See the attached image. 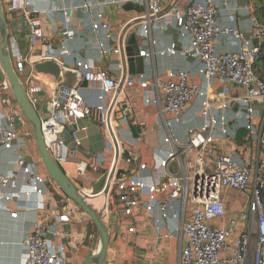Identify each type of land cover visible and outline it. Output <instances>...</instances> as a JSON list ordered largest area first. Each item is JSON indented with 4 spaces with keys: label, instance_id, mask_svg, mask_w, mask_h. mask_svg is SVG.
I'll return each instance as SVG.
<instances>
[{
    "label": "built area",
    "instance_id": "1",
    "mask_svg": "<svg viewBox=\"0 0 264 264\" xmlns=\"http://www.w3.org/2000/svg\"><path fill=\"white\" fill-rule=\"evenodd\" d=\"M132 1L135 0H83L78 4L71 0H56L54 6L47 9L38 8L34 0L9 1L10 10L18 12L28 22L33 41L42 42L45 54L38 59L55 58L66 72L70 70L79 79L76 84L62 80L51 88L35 67L38 59L30 61L20 54L13 58L14 69L31 103L37 108L41 96L47 95V111L41 116L44 139L53 158L62 167L69 162V155L76 154L82 146L80 132L86 127L81 120L89 119L102 125L108 141L115 139L112 125L114 108L108 100L120 89L121 82L110 69L97 70L93 62H85L79 57L71 42L80 36L81 31L71 26V16L78 8L83 9V21L89 22L93 32L104 34L105 41L96 42L101 54L108 56L114 50L112 43L116 39L111 33V25L105 21L107 5ZM147 1L146 18L156 16V21L163 25L173 20L181 36L189 39L190 46L182 53L200 61L207 82L218 80L243 89L242 93L235 94L231 86H226L220 94L211 95L201 85L190 83L192 73L189 70H181L172 78L157 77L154 84L142 74L138 79L125 82L132 86L138 81L149 92L146 102L160 105L163 102L164 112L178 121L183 120L186 111L196 101L200 102V111L205 118L200 129L190 128L188 139L176 141L166 156L159 152L153 155L157 169L166 167L173 159L180 164L179 170L169 180L175 190L161 204L163 217H177L170 212L174 208L173 202L179 197L192 206L190 218L182 224L187 243L181 251V264H264V79L256 71L262 57L264 25L254 18L250 37L258 43L249 45L246 32L237 26L220 23L218 0H189L184 7L168 0ZM44 17L53 20L52 32L60 39L57 48L44 30ZM58 21L62 22L61 25ZM151 25V21L143 25L145 35ZM230 35L238 42L239 49H219L218 39ZM168 50L175 53L176 44ZM141 55L145 56L146 51L142 50ZM80 79L99 84L96 104L88 103L82 95ZM9 86L6 80L3 88ZM151 86L158 91L157 95L151 93ZM215 111L223 114L235 111L239 117L242 116L245 128L258 138L255 160H241L234 151L218 154L213 132L218 128L228 136L230 126L223 121L219 124ZM259 115L261 121L256 124L254 119ZM16 118L12 112L0 111V154L13 155L0 168V209L13 218H17L20 211L32 210L37 214L45 210L44 197L49 193L50 182V176L39 169L36 158L29 153L32 146L37 151L32 127L24 115L19 116V120H23L22 127L17 125ZM69 126L72 127L71 147L63 138ZM102 158H93L90 167L97 170ZM72 179L78 181L89 179V176L77 166ZM139 186L157 190L156 185L145 181H141ZM227 189L247 193L249 202L237 219L216 227L211 221L225 217L224 191ZM121 200L127 207L139 204L138 197L130 192H124ZM52 213L55 223L38 214L33 226L25 233L22 264H67L66 245L57 241L59 232L56 226L68 219L55 210ZM240 223L243 225L241 233L233 243H228Z\"/></svg>",
    "mask_w": 264,
    "mask_h": 264
},
{
    "label": "crops",
    "instance_id": "2",
    "mask_svg": "<svg viewBox=\"0 0 264 264\" xmlns=\"http://www.w3.org/2000/svg\"><path fill=\"white\" fill-rule=\"evenodd\" d=\"M2 1L9 27L12 58L20 54L35 62L45 54L42 42L33 41L30 37L28 22L18 12L10 10V0ZM55 1L34 0V3L40 9H47L54 6ZM71 1L80 4L83 0ZM168 1L183 7L189 2V0ZM248 1L218 0V6L221 9L219 21L223 25H234L242 29L248 36V44L251 45L258 42L250 37L255 16L251 0L250 3ZM147 2V0H135L125 4L110 2L107 5L105 21L111 25V33L116 39L112 43L114 50L108 56L101 54L96 42L97 40L105 41L104 34L93 32L89 22L83 21V9L78 8L71 16V26L81 31L80 36L71 42L79 57L85 62H93L97 70L110 69L116 78H125L120 91L112 94L108 100L114 108L112 125L115 139L108 141L102 125L89 119L81 120V124L86 127L80 132L82 146L76 154L69 155V162L63 166L71 179L77 166L85 171L89 179L78 181L72 179L76 186L85 193L101 179L103 174L109 173L115 166L108 176L106 187L92 199L96 207L103 212V221L110 232L109 246L103 264H181V251L187 243L182 224L190 218L192 206L190 202H185L183 197H179L173 202L174 208L170 212V214H176L177 217H163L161 204L175 190L169 180L179 170L180 164L173 159L166 167L157 169L153 155L159 152L166 156L174 148L176 141L185 142L188 139L190 128L200 129L205 124L199 101L194 102L186 111L183 120L178 121L164 112L163 102L162 105L147 103L146 98L149 92L148 90L146 92L138 81L132 86L125 83L129 79H138L141 75L126 73L127 66L123 61V48L130 45L131 36L136 33L141 51H146L145 72L142 75L151 84H154L157 77L172 78L181 70H189L192 73L190 83L201 85L211 95L220 94L226 86H231L235 94L243 92L240 87L223 84L218 80L207 82L200 61L182 53V50L189 48V39L181 36L173 20L163 25L156 21V16L146 18ZM149 21L152 24L151 29L145 35L143 25ZM58 22L61 25L62 22ZM43 25L47 36L51 38V43L55 48L59 47L60 39L52 32L53 20L44 17ZM127 25L130 26L127 31H124ZM172 44H176L175 53L168 50ZM217 46L221 50L239 49L238 42L231 35L218 39ZM67 72L65 81L68 84L78 83V76L70 70ZM6 80L8 81L0 63V111L14 113L17 117V125L22 127L23 120H19V116L24 114L11 87L3 88ZM79 86L87 102L92 105L96 104L99 84L80 79ZM149 89L152 94L157 95L158 91L153 86ZM46 108L47 95L43 94L37 106L41 116L46 114ZM260 109L258 107V112ZM216 113L219 117V124L223 121L230 126L228 136L222 134L218 128L213 132V143L218 154L234 151L241 160H255L259 148L258 138L245 128L242 116L239 117L235 111H228L225 114ZM254 121L259 124L260 115L256 116ZM71 131L72 127L69 126L63 134V138L70 147L72 146ZM123 149L129 152L135 161L134 164L123 157ZM29 153L36 158L39 169L47 172L35 146L29 148ZM118 155L119 158H117ZM99 156L103 158L98 162V169L94 170L90 164L93 158ZM12 157L11 154H0V168H3L7 159ZM118 169H123L129 174L122 175L112 183ZM49 181V193L44 197L45 210L37 214L32 210L20 211L18 217L13 218L9 213L0 209V264H22L25 233L33 226L38 214L55 223L53 210L60 215H65L68 219L56 226L59 232L57 241L66 245L67 264H88L90 257L100 244V233L91 218L75 202L72 204L70 202L72 200L56 186L51 178ZM141 181L156 185L157 190H152L148 186L140 187ZM124 192L135 194L139 204L127 207L121 200ZM224 198L225 217L211 221L216 227L230 219H237L249 202L247 193L233 189L225 190ZM242 227L240 223L228 239V243L235 241Z\"/></svg>",
    "mask_w": 264,
    "mask_h": 264
},
{
    "label": "water",
    "instance_id": "3",
    "mask_svg": "<svg viewBox=\"0 0 264 264\" xmlns=\"http://www.w3.org/2000/svg\"><path fill=\"white\" fill-rule=\"evenodd\" d=\"M129 26L127 25L123 30L127 31ZM129 42L130 45L125 49L123 48V61L126 62L127 66L126 73L130 75L143 74L145 72V57L141 55V48L138 43V35L134 33L131 36ZM10 47L8 22L4 12L3 1L0 0L1 67L9 81L10 87L20 109L32 127L38 152L50 178L59 186V188L69 199H71L84 210V212L91 218L100 233V244L90 257L88 264H103L109 246L110 232L103 221V212L101 209L96 207L94 202H92V198L101 193L106 187L108 176L113 172L115 166L109 173L103 174L101 179L92 185L90 194L83 193V191H81L76 186L73 180L67 175L63 167L55 161L45 143L42 129V117L39 114L37 108L29 100L25 87L21 83L20 78L14 69ZM35 67L37 71L43 76L48 86L51 88H55L59 81H65V76L68 73L64 69V66L61 64V62L55 58L38 59L35 62ZM124 81L125 78L123 77L120 82V89L122 88ZM120 89H118L117 92H119ZM135 135L137 136L138 134L135 132ZM122 155L126 159H129L132 164L135 163L127 150L123 149ZM117 158H119V155ZM126 174H129V172H126L123 169H118L115 179H112V183L115 180L121 178L122 175Z\"/></svg>",
    "mask_w": 264,
    "mask_h": 264
},
{
    "label": "rangeland",
    "instance_id": "4",
    "mask_svg": "<svg viewBox=\"0 0 264 264\" xmlns=\"http://www.w3.org/2000/svg\"><path fill=\"white\" fill-rule=\"evenodd\" d=\"M250 2H251V6L253 7V14H254L255 18L257 19V21H259L261 24L264 25V0H251ZM6 9H7V7H6ZM262 44H264V39L261 42V46H262ZM200 108H201V106H200ZM37 152H38V149H37ZM38 155H39V158L41 159L39 152H38ZM42 164H43V162H42ZM47 174H48V172H47Z\"/></svg>",
    "mask_w": 264,
    "mask_h": 264
},
{
    "label": "trees",
    "instance_id": "5",
    "mask_svg": "<svg viewBox=\"0 0 264 264\" xmlns=\"http://www.w3.org/2000/svg\"><path fill=\"white\" fill-rule=\"evenodd\" d=\"M264 44H262V57L256 65V71L264 79Z\"/></svg>",
    "mask_w": 264,
    "mask_h": 264
},
{
    "label": "bare ground",
    "instance_id": "6",
    "mask_svg": "<svg viewBox=\"0 0 264 264\" xmlns=\"http://www.w3.org/2000/svg\"><path fill=\"white\" fill-rule=\"evenodd\" d=\"M91 190V189H90ZM90 190L88 191V192H86V194H90ZM83 193H85V192H83ZM95 196V195H94ZM93 199V198H92Z\"/></svg>",
    "mask_w": 264,
    "mask_h": 264
}]
</instances>
